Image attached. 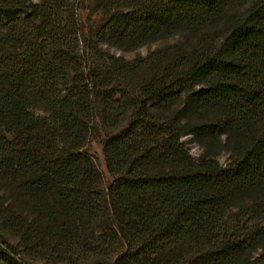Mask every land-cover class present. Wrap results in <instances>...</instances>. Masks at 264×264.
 Listing matches in <instances>:
<instances>
[{
	"label": "trees",
	"instance_id": "trees-1",
	"mask_svg": "<svg viewBox=\"0 0 264 264\" xmlns=\"http://www.w3.org/2000/svg\"><path fill=\"white\" fill-rule=\"evenodd\" d=\"M73 1L0 0V264H264V0H112L117 46L195 38L131 104L119 59L121 97L84 72Z\"/></svg>",
	"mask_w": 264,
	"mask_h": 264
},
{
	"label": "rangeland",
	"instance_id": "rangeland-1",
	"mask_svg": "<svg viewBox=\"0 0 264 264\" xmlns=\"http://www.w3.org/2000/svg\"><path fill=\"white\" fill-rule=\"evenodd\" d=\"M74 12L77 19L79 33L81 36V57L83 69L85 73L93 70L100 78H104L103 83L107 84V90H112L117 97H121L124 93L128 98L129 103H134L140 97L138 90V80L141 78H149V74L159 69L162 65L163 58H171L174 54L180 51H187L188 46L195 40L194 35L171 33L165 38L153 42L146 46H136L132 43L115 45L116 40L113 37L114 44L109 39V34H105V26L115 13V5L112 0H74ZM123 2V7H129ZM124 7V8H125ZM233 13V12H232ZM227 22V21H226ZM228 24V23H225ZM214 31V34H221V29ZM119 59L125 67V75L121 78H131L124 82V92H119L118 84H112L110 78L111 57ZM181 69H178V74ZM113 78H120L118 76ZM196 88V87H195ZM175 104H182V98L177 99ZM177 105L175 106L177 108ZM178 109V108H177ZM180 110V109H179ZM168 112L167 110H165ZM171 113V112H169ZM192 124L198 126L202 122L201 111L193 110L190 114ZM148 122V121H147ZM186 142V148L193 159H197L202 153L203 148L199 142L195 140L192 133H189L183 138ZM208 144L217 148L219 145V137L208 135L206 137ZM106 140V132L101 123H97L93 134L89 136L85 146V151L93 158L98 171L101 174L100 191L104 199H107L110 186L113 183L114 177L109 172L104 152ZM214 154V152H212ZM215 155V154H214ZM228 155L220 154L218 157L220 162H227ZM0 234H3V229H0ZM9 237V235H7ZM11 242H14L13 237H9ZM90 262V261H89ZM61 264H71L63 262ZM80 264V263H72ZM83 264V263H82ZM87 264H93L92 262Z\"/></svg>",
	"mask_w": 264,
	"mask_h": 264
}]
</instances>
